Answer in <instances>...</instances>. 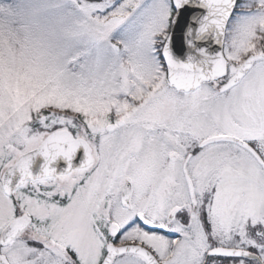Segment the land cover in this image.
Segmentation results:
<instances>
[{"label": "snow or ice", "instance_id": "6c2138e0", "mask_svg": "<svg viewBox=\"0 0 264 264\" xmlns=\"http://www.w3.org/2000/svg\"><path fill=\"white\" fill-rule=\"evenodd\" d=\"M0 264H264V0H0Z\"/></svg>", "mask_w": 264, "mask_h": 264}]
</instances>
